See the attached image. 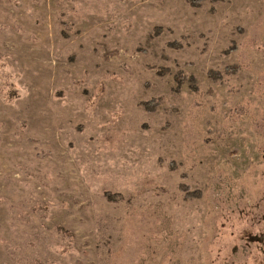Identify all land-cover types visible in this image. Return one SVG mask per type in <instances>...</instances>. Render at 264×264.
Segmentation results:
<instances>
[{
	"label": "rangeland",
	"instance_id": "374dc122",
	"mask_svg": "<svg viewBox=\"0 0 264 264\" xmlns=\"http://www.w3.org/2000/svg\"><path fill=\"white\" fill-rule=\"evenodd\" d=\"M0 264H264V0H0Z\"/></svg>",
	"mask_w": 264,
	"mask_h": 264
},
{
	"label": "trees",
	"instance_id": "16d2710c",
	"mask_svg": "<svg viewBox=\"0 0 264 264\" xmlns=\"http://www.w3.org/2000/svg\"><path fill=\"white\" fill-rule=\"evenodd\" d=\"M161 32V28H158V27H154V29L152 30V33H150V37H153V36H157V34H159ZM171 47H181V44L178 42V41H172V42H170V44H169ZM227 71H231L230 69H227ZM232 72V71H231ZM208 77L210 78V79H212V80H219V79H222V77L220 76V73H219V71H214V70H212V71H210L208 74ZM175 81H176V86H177V88L179 87V86H181L182 84H183V81H184V76L183 75H181L180 74V72L179 73H177L176 74V76H175ZM193 85V84H192ZM194 90H195V88L194 87H192ZM146 105L150 108L151 106H152V101H148L147 103H146ZM191 195H193V192H189V194H188V196H191ZM105 196H106V198L108 199V200H111V201H113V200H118L120 197H118L119 196V194H117V193H114V192H112L111 190H107V191H105ZM60 229H61V231L59 230V228H58V230H59V232L60 233H64L65 234V231L63 230V228L60 226Z\"/></svg>",
	"mask_w": 264,
	"mask_h": 264
}]
</instances>
